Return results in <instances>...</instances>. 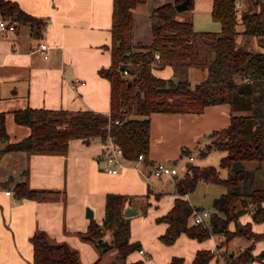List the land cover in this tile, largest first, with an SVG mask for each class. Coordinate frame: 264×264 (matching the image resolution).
I'll use <instances>...</instances> for the list:
<instances>
[{"label": "trees", "instance_id": "obj_1", "mask_svg": "<svg viewBox=\"0 0 264 264\" xmlns=\"http://www.w3.org/2000/svg\"><path fill=\"white\" fill-rule=\"evenodd\" d=\"M147 1L112 0L111 63L98 70L110 82L109 112L42 107L15 110V122L27 125L30 131L26 137L0 147V160L7 151L64 153L72 138L84 142L99 139L105 145L108 136H112L126 161L134 162L142 153L144 165H151L147 155L152 113H201L208 105L227 103L229 124L212 130L207 144L208 149L216 147L225 151L220 167L227 170V175L221 177L211 165L187 163L184 175L175 180L177 196L171 207L156 218L157 222L166 224L159 238L171 244L181 233L199 242L210 233L221 236L222 242L242 236L253 242L232 264L264 259V186L260 185L258 175L264 168V51L254 48L252 43L256 39L264 47V0H248V7L238 15L236 0H212L211 16L220 25L216 32L196 30L191 19L176 18L174 4L180 0H155L147 14L150 38L142 41L136 30L138 19L134 8ZM192 7L190 0L187 10ZM0 16L29 23L38 30L42 23L11 0H0ZM238 21L241 30L236 28ZM238 34L244 36L242 43L236 40ZM122 64L126 74L119 69ZM165 67L172 69V76L178 78L176 83L172 76L156 74V70ZM190 67L205 70V77L191 84ZM0 138L7 139L3 113H0ZM199 180L225 187V192L212 201L210 229L190 222L192 205L184 198ZM13 189L16 196L35 200L49 199L56 193L32 188L25 180L16 182ZM125 200L122 194L108 193L102 221L90 218L79 236L92 243L100 254L114 248L121 264H157L125 261L127 255L140 249L138 241L130 240L129 218L122 212ZM245 213L250 214V220L241 224L239 219ZM253 223L262 224L261 231H254ZM105 230L111 232L110 244L102 239ZM29 241L33 247L32 264H81L75 248L66 242L51 241L43 230L35 231ZM257 241L263 242V248L254 255L252 249ZM182 261V257L172 256L168 264H182ZM191 264H214L210 250L197 249Z\"/></svg>", "mask_w": 264, "mask_h": 264}, {"label": "crops", "instance_id": "obj_2", "mask_svg": "<svg viewBox=\"0 0 264 264\" xmlns=\"http://www.w3.org/2000/svg\"><path fill=\"white\" fill-rule=\"evenodd\" d=\"M11 1L42 23L39 30L18 21L14 22L13 30L0 28V113L4 114L7 134L6 140L0 138V147L29 134L27 125L14 120L13 112L18 109H89L108 113L110 82L98 70L111 63L112 0ZM154 2L148 0L136 5V19H144ZM236 28L241 30L242 25ZM243 39L242 34L236 38L238 43ZM41 42L49 45L46 57L37 49ZM252 43L254 48L264 51L256 39ZM199 69H188L191 84L205 77L206 71ZM155 72L162 77H171L173 73L170 67ZM75 78L79 81L72 87ZM229 120L227 103L208 105L201 113L154 112L150 115L147 158L152 163L165 161L180 147L200 143L212 130L227 126ZM104 154L105 145L99 139L84 142L80 138L70 139L64 153H4L0 160V264H32L33 247L29 237L38 230H43L53 242H66L75 248L81 264L95 261L97 254L87 248L91 243L82 240L79 232L87 228L90 218L98 222L103 219L106 195L126 196L122 212L130 206L134 213L123 215L131 221L139 211L130 196L146 198L152 192L150 184L136 169L127 166L114 174L106 172L102 165ZM23 168L30 187L55 190L53 197L35 200L16 196L13 185L19 181ZM6 189L10 190L9 194L4 193ZM175 194L173 191L167 196L169 208ZM87 208L91 216L86 214ZM161 223L165 229L166 224ZM252 225L255 231L263 227ZM130 240L133 241L131 237ZM207 240L211 242L209 246L204 245ZM196 242L192 258L197 249H210L213 240L208 237ZM140 248L144 252L141 244ZM82 250L89 251L91 258L85 260ZM134 260L138 259H128V255L125 259L126 262Z\"/></svg>", "mask_w": 264, "mask_h": 264}, {"label": "rangeland", "instance_id": "obj_3", "mask_svg": "<svg viewBox=\"0 0 264 264\" xmlns=\"http://www.w3.org/2000/svg\"><path fill=\"white\" fill-rule=\"evenodd\" d=\"M211 1L212 0H193V7L191 9L177 11L175 17L178 19H191L194 22L193 27L196 30H206L212 32L219 31V23L212 18L209 12ZM241 1V7H235L238 11L237 15L239 14V11L247 8V5L249 4L248 0ZM137 21L138 24L136 30L138 31L139 36H141L142 41L149 40V20L147 15L144 17V19H138ZM237 25H241V23L238 21ZM210 141L211 137L207 134L203 137L202 142L200 143H194L189 146L185 145L180 147L177 153L167 156V158L164 159L165 161H162L170 166L175 165L178 168L177 177L173 175H164L162 177L150 175L148 182L145 179L144 180L150 184V189L152 190L150 193L151 195L149 194V196L146 198H142L143 196H130V198L136 202L139 211L138 214H136L131 219V221L129 220L130 237L133 241H139V243L142 245V248L144 249V252L138 253L137 250H134L128 255V259L131 258L146 262H154L157 264H168L172 256H180L184 259L182 264H191L192 253L195 250V247H197V242L192 240L185 233H182L173 243H163L159 236L161 233H163L162 230L164 229V224L157 222L156 218L163 215L169 208L171 203L167 201V196L175 191V180L184 175L187 163L201 167L211 165L218 169L219 175L221 177H225L227 175V170L220 167V159L223 155H225V151L216 147H211L208 149L207 144H209ZM184 150L188 151L184 152ZM189 156L192 158L190 159ZM138 166L142 170L145 168L143 162L139 163ZM258 175L261 179L260 185L264 186V168L262 169L261 173H258ZM18 180V182H23L25 180L24 168L20 172ZM223 192H225V187L223 185L199 180L194 190L188 193L187 198L191 205L208 212H213L214 209L212 206V201L215 197L219 196ZM157 197L158 199H156ZM148 200H150L149 203L146 202ZM248 218H250V214L245 213L241 216L239 222L243 224L245 223L244 220ZM191 221L192 220H190V222ZM231 227L232 229L234 228L233 226ZM110 238L111 232L105 230L104 234L102 235V239L110 244ZM219 238L222 237L220 236ZM251 242H253V239H245L242 236H234L231 237L230 240L223 241L222 245L225 249V253L229 254L231 252H239L240 249H244L249 246ZM210 244V240H207L204 243V245L207 246ZM90 245L87 248L90 249V252L97 254L95 259L96 261L100 257V253L92 243ZM262 245L263 244L261 242L255 243L253 248L254 255L262 249ZM90 254L91 253H89V251L82 250V255L85 260L91 258ZM99 260L102 262V264H121V260L117 258V251L114 248L102 253L101 259ZM93 262L94 261L90 262L89 264ZM240 264H264V259H254L252 261L243 262Z\"/></svg>", "mask_w": 264, "mask_h": 264}, {"label": "built area", "instance_id": "obj_4", "mask_svg": "<svg viewBox=\"0 0 264 264\" xmlns=\"http://www.w3.org/2000/svg\"><path fill=\"white\" fill-rule=\"evenodd\" d=\"M235 7L240 8L241 2L240 0L235 1ZM14 22L15 20L7 19V18H0V28H6L13 30L14 29ZM49 48V45L46 42H41L38 45V50L43 53V55L46 57L48 56V53L46 50ZM155 57H158V54H155ZM124 74H126V70H123ZM79 81V78H75L74 82H72L71 86L75 87L76 83ZM114 123H118V120H115ZM105 154L103 156V169L108 173H117L120 169L123 167H131L133 169H136L142 177L148 182L150 175H154L157 177H162L164 175H177L178 168L176 166H170L162 161H156L152 163L151 165H145L146 169L143 170L139 168L138 164L143 162L144 163V155L142 153L137 155V158L134 162H128L126 161L122 156V149L116 144L112 136H108L105 144ZM191 159L192 157L189 156ZM5 194H9L10 190L6 189L4 191ZM177 196V194H175ZM175 196V197H176ZM184 198L188 200L187 194L184 195ZM189 202V201H188ZM210 212L197 208L192 205V221L196 224H201L206 229H210L208 221L210 217ZM210 238H212L213 243L210 247V252L212 254V261L214 264H232V260L237 257V255L243 251L244 249H240L239 252H231L229 254L225 253V249L222 245V239L219 237H216V235L210 233ZM139 252L142 253L143 250L140 248Z\"/></svg>", "mask_w": 264, "mask_h": 264}, {"label": "water", "instance_id": "obj_5", "mask_svg": "<svg viewBox=\"0 0 264 264\" xmlns=\"http://www.w3.org/2000/svg\"><path fill=\"white\" fill-rule=\"evenodd\" d=\"M189 2H190V0H180L179 2L174 4V7H175L176 11H183V10L187 9ZM119 69L124 70L125 65H123V64L120 65ZM172 81L174 83H176L178 81V78L176 76H172ZM166 87H168V84L166 85ZM130 209H131L130 206L125 207L123 209V213L127 216L131 215L134 212H132ZM86 214L88 216H91V210L89 208L86 209Z\"/></svg>", "mask_w": 264, "mask_h": 264}]
</instances>
